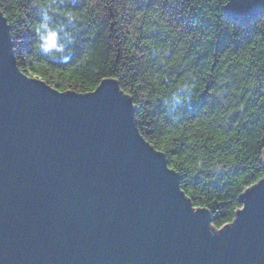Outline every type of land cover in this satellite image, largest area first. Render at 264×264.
<instances>
[{
	"label": "water",
	"instance_id": "1",
	"mask_svg": "<svg viewBox=\"0 0 264 264\" xmlns=\"http://www.w3.org/2000/svg\"><path fill=\"white\" fill-rule=\"evenodd\" d=\"M242 23L264 0H228ZM114 77L88 92L22 71L0 9V264H264V175L216 229L140 132Z\"/></svg>",
	"mask_w": 264,
	"mask_h": 264
},
{
	"label": "trees",
	"instance_id": "2",
	"mask_svg": "<svg viewBox=\"0 0 264 264\" xmlns=\"http://www.w3.org/2000/svg\"><path fill=\"white\" fill-rule=\"evenodd\" d=\"M48 2L54 12L0 0L19 68L62 91L116 78L193 205L209 209L216 229L231 222L264 175V15L242 23L225 11L228 0ZM43 16L60 30L66 59L39 49ZM184 85L189 99L170 113L165 99Z\"/></svg>",
	"mask_w": 264,
	"mask_h": 264
},
{
	"label": "clouds",
	"instance_id": "3",
	"mask_svg": "<svg viewBox=\"0 0 264 264\" xmlns=\"http://www.w3.org/2000/svg\"><path fill=\"white\" fill-rule=\"evenodd\" d=\"M35 3L41 10L51 9L53 12L55 11L53 4L48 2V0H35ZM65 15L68 16L69 19L74 16L72 12H66ZM35 34L38 38V47L43 53H50L55 57L57 53L53 50L58 49L61 50L60 55L66 59L65 52L70 51L65 48L64 44L59 43L60 30L48 22L47 16H43L39 23L36 24ZM188 91H190V89H188L187 85H184L165 99L170 113H175L177 109L189 99Z\"/></svg>",
	"mask_w": 264,
	"mask_h": 264
}]
</instances>
